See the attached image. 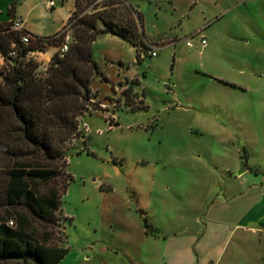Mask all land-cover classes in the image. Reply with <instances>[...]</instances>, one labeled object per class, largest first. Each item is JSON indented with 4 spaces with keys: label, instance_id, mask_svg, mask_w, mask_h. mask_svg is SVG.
Instances as JSON below:
<instances>
[{
    "label": "rangeland",
    "instance_id": "obj_1",
    "mask_svg": "<svg viewBox=\"0 0 264 264\" xmlns=\"http://www.w3.org/2000/svg\"><path fill=\"white\" fill-rule=\"evenodd\" d=\"M18 2V17L41 38L63 32L74 9V0H56L54 9L45 0ZM130 2L140 14L145 38H133L131 44L102 35L93 42V59L101 72L91 83L95 104L80 120L79 138L66 144L68 168L59 167L60 174L47 188L62 190L67 172L72 181L61 194L52 226L35 220L30 226L37 238L51 235V244L68 250L59 264L161 263L164 244L157 238L191 226L200 202L190 196L203 193L209 179L223 181L220 165L228 159L215 129L240 124L219 116V99L225 96L220 81L233 73L237 61L249 65L261 60L259 42L243 31L250 27L243 14L234 10L222 16L230 0ZM145 40L159 48L157 57L147 55ZM50 55L32 57L42 66L39 72H46ZM5 69L6 64L0 77ZM225 106L248 113L243 105ZM256 109L260 135L233 138L237 143L249 139L258 149L264 145V105ZM108 117L114 118L112 126ZM11 221L17 227V218Z\"/></svg>",
    "mask_w": 264,
    "mask_h": 264
},
{
    "label": "trees",
    "instance_id": "obj_2",
    "mask_svg": "<svg viewBox=\"0 0 264 264\" xmlns=\"http://www.w3.org/2000/svg\"><path fill=\"white\" fill-rule=\"evenodd\" d=\"M140 22L130 0H74L70 50L64 59L56 54L45 73L31 54L56 47L63 34L41 38L12 31L10 22L0 25V52L6 60L0 77V262L59 264L67 256V249L50 243L51 235L37 238L30 226L32 220L52 226L72 181L67 172L62 190L47 188L59 167L68 168L66 144L79 138L80 120L95 104L91 83L101 72L93 42L114 35L135 44L133 38H145ZM24 34L35 41L24 44ZM14 45L16 58L9 55Z\"/></svg>",
    "mask_w": 264,
    "mask_h": 264
},
{
    "label": "crops",
    "instance_id": "obj_3",
    "mask_svg": "<svg viewBox=\"0 0 264 264\" xmlns=\"http://www.w3.org/2000/svg\"><path fill=\"white\" fill-rule=\"evenodd\" d=\"M230 1L228 6L222 7V16L234 10L243 14L242 20L250 25L243 31L259 42L258 47L261 48L257 50V55L261 56V60L255 58L249 65H241L237 61L231 67L233 73L223 76L220 81L219 89L225 90V96L219 99V104L223 105L219 116L226 122L240 124V128L236 129H215L224 148L223 155L226 154L228 159L220 165L225 169L223 181L222 178L209 179V186L204 188L203 193L190 196V200L200 202L199 210L193 211L196 218L191 226H180L178 230L166 232L163 239L157 238L164 244L160 264H264V145L259 144L256 149L249 139H240L237 143L233 138L260 135L256 106L264 105V0ZM18 3V0H0V25L18 17ZM45 4L48 7L46 0ZM24 25L25 30L30 32L25 21ZM234 48V55L240 57V50L236 45ZM53 49L56 51L50 55ZM57 49L50 47L44 52L32 53L31 57L50 55L47 59L50 63ZM259 61L261 64L257 65ZM47 63L45 70L49 66ZM5 64L6 60L0 52V68ZM225 104L243 105L248 113L237 114ZM243 117L248 121H244ZM228 143L231 144L230 149ZM242 168L246 170L239 175ZM200 215H204L201 221Z\"/></svg>",
    "mask_w": 264,
    "mask_h": 264
},
{
    "label": "built area",
    "instance_id": "obj_4",
    "mask_svg": "<svg viewBox=\"0 0 264 264\" xmlns=\"http://www.w3.org/2000/svg\"><path fill=\"white\" fill-rule=\"evenodd\" d=\"M46 3L48 7L54 8L56 6V0H46ZM71 24H69L61 34H63V42L57 49V55L59 58L64 59L66 55L68 54L70 50V45L73 41V36L71 34L70 30ZM10 29L14 32L23 33L25 31V25L24 21L21 18L14 17L12 21L10 22ZM35 41V38L31 36L30 34H24L22 35V42L26 45L32 44V42ZM207 44L206 40H202L201 45L205 46ZM188 46L195 47V44L192 41L188 42ZM145 47L147 55L157 57L159 55V48L154 47L151 45L148 41L145 40ZM10 57L16 58L18 55L16 46H13V49L10 51ZM110 125H113L114 118H109ZM10 225H13V222L9 223Z\"/></svg>",
    "mask_w": 264,
    "mask_h": 264
},
{
    "label": "water",
    "instance_id": "obj_5",
    "mask_svg": "<svg viewBox=\"0 0 264 264\" xmlns=\"http://www.w3.org/2000/svg\"><path fill=\"white\" fill-rule=\"evenodd\" d=\"M245 170H246L245 168H242V170H241V171H239V173H238V174H239V175H240V174H242V173H243Z\"/></svg>",
    "mask_w": 264,
    "mask_h": 264
}]
</instances>
